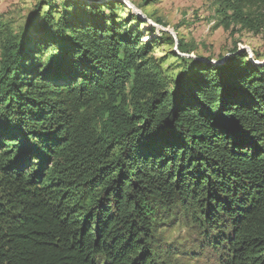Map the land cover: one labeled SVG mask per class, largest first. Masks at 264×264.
I'll return each instance as SVG.
<instances>
[{"label":"trees","instance_id":"trees-1","mask_svg":"<svg viewBox=\"0 0 264 264\" xmlns=\"http://www.w3.org/2000/svg\"><path fill=\"white\" fill-rule=\"evenodd\" d=\"M246 2L220 0L221 22L260 30ZM50 4L0 22V264H175L156 213L177 209L218 264H264V60L171 39L170 78L117 2Z\"/></svg>","mask_w":264,"mask_h":264},{"label":"rangeland","instance_id":"rangeland-1","mask_svg":"<svg viewBox=\"0 0 264 264\" xmlns=\"http://www.w3.org/2000/svg\"><path fill=\"white\" fill-rule=\"evenodd\" d=\"M95 3L115 1L118 21H129L143 35V43H150L153 57L166 76L173 78L183 65L177 44L186 43L188 58L221 62L234 47L246 50L256 62L264 60V0H247L245 15L261 20L260 30L244 28L231 18L226 27L217 14L220 0H85ZM37 13L36 6L41 3ZM51 6L60 10L63 0H0V22L19 32L32 23H41L44 12ZM59 7V8H58ZM58 13V12H55ZM233 17V12L229 11ZM30 33L37 35L30 26ZM3 41L0 40V59ZM157 215V253L175 264H218L216 249L202 242V234L191 216L177 209L170 214ZM155 215V214H154Z\"/></svg>","mask_w":264,"mask_h":264}]
</instances>
